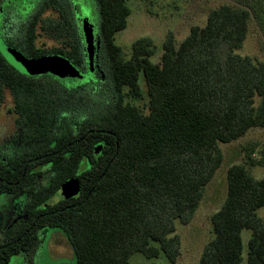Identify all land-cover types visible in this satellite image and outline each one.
I'll use <instances>...</instances> for the list:
<instances>
[{
    "label": "trees",
    "instance_id": "obj_1",
    "mask_svg": "<svg viewBox=\"0 0 264 264\" xmlns=\"http://www.w3.org/2000/svg\"><path fill=\"white\" fill-rule=\"evenodd\" d=\"M94 2L102 46L94 72L60 0H47L24 22L22 41L2 34L29 58H69L83 78L28 75L0 51V107L11 95L10 111L32 142L6 161L0 157V193L32 192L27 217L13 227L0 210V264L33 256L52 229L66 236L75 264H131L135 253L167 260L149 264L176 263V221L193 219L224 160L220 142L264 127V61L237 52L249 31L247 4L211 10L206 24L192 26L179 44L169 32L161 60L154 62L150 37L137 39L129 58L116 43L131 14L127 0ZM39 28L62 45L39 46ZM142 76L146 110L128 99L143 95ZM70 93L80 103L78 114L62 105ZM84 160L89 165L80 170ZM244 160L228 168L227 197L212 215L214 237L197 264H242L244 229L251 237L243 264H264V220L257 213L264 206V178L250 169L264 167V143L247 144ZM40 176L48 178L41 186ZM71 179L79 181V194L48 203Z\"/></svg>",
    "mask_w": 264,
    "mask_h": 264
},
{
    "label": "rangeland",
    "instance_id": "obj_2",
    "mask_svg": "<svg viewBox=\"0 0 264 264\" xmlns=\"http://www.w3.org/2000/svg\"><path fill=\"white\" fill-rule=\"evenodd\" d=\"M46 1H4L0 10V51L5 57L8 48L2 34L16 41H22L24 22L29 20ZM60 1L67 7L74 19L75 28L77 34L82 39L87 59V43L83 32V18L88 19L94 25L95 44L97 46L96 59L99 63L102 46L99 43L97 31L98 16L94 0ZM127 3L131 9L128 25L115 36L116 43L122 48L125 58L130 57L132 45L137 39L150 37L153 40L155 48V53L151 59L154 62H160L164 52L163 44L169 32L175 34V41L179 44L190 34L192 26H204L206 24L211 10L223 4L236 6L247 4L252 13L249 31L243 46L237 52L243 56H250L256 61H264V0H127ZM81 5L84 6L83 10ZM49 13L47 12L46 14ZM82 14L85 15L83 18ZM5 17H9L10 21L4 22ZM38 33L37 44L39 46L52 47L62 45L61 40L56 38L54 33H46L41 28L38 29ZM100 73L101 76H104L102 69H100ZM74 79L81 80L78 78ZM140 83L143 95L138 98L128 97V99L146 110L148 96L143 76ZM126 91L128 90L126 89ZM74 95V93H70L67 97L63 98L64 103L62 105L66 112L70 114H78V110L81 109L80 103L77 102ZM259 101V98L256 97V104ZM13 105L12 97L7 94L0 108V146L5 143L9 145L14 144L16 147L25 145V140L23 142L21 138V130L16 125V115L10 112ZM249 143H264V127H252L245 135L236 140L220 142L224 160L212 180L206 186L203 199L193 219L187 224L181 223L178 220L176 221V231L174 234H178L181 238V252L177 262L174 264H197L200 261L204 247L214 237L212 215L222 207L227 197L228 168L234 163L245 161L244 147ZM88 165V160H84L80 170L87 168ZM250 169L256 178H264V167L256 166ZM47 181L48 178L43 176L39 178V185L46 184ZM76 186L74 180H69L61 188H71L69 190L73 193L72 196L63 193L60 188L49 199L48 203L52 204L64 198L77 196L79 192L74 193V191H77L75 190ZM28 199V193H19L0 199V206L4 210L9 223L24 215V208ZM257 213L264 220V206L259 208ZM242 237L244 243L243 263H245L251 230L244 229ZM151 261L164 262L167 260L164 255L151 260L142 253H135L130 258L131 264H149ZM10 264H75V257L64 233L61 230L52 229L46 242L38 247L37 252L33 256L16 255L12 257Z\"/></svg>",
    "mask_w": 264,
    "mask_h": 264
},
{
    "label": "water",
    "instance_id": "obj_3",
    "mask_svg": "<svg viewBox=\"0 0 264 264\" xmlns=\"http://www.w3.org/2000/svg\"><path fill=\"white\" fill-rule=\"evenodd\" d=\"M83 32L87 43L89 66L91 67V72H94L96 66L95 61H96L97 46L95 44L94 25L88 19H84ZM99 43H101L100 39H99ZM6 45L8 48L6 59L15 68H17L19 71L25 74L34 76V75H42L49 73L62 80L68 78H78V79L83 78L80 69L69 58L65 56L47 55L38 58H29L20 50L9 46L7 43ZM71 180H74L75 184L77 185L75 188V190L77 191H74V193L80 192L79 181L77 179H71ZM69 189L71 188H61V191L63 193L69 194V196H72L73 193H71Z\"/></svg>",
    "mask_w": 264,
    "mask_h": 264
},
{
    "label": "flooded vegetation",
    "instance_id": "obj_4",
    "mask_svg": "<svg viewBox=\"0 0 264 264\" xmlns=\"http://www.w3.org/2000/svg\"><path fill=\"white\" fill-rule=\"evenodd\" d=\"M83 7H84V6L81 5L82 10H83ZM82 13H84V11H82ZM84 16H85V15L82 14V18H83ZM83 19H85V18H83ZM3 38H4V37H3ZM5 42H6V41H5ZM10 96H11V95H10ZM12 101H13V98H12ZM13 103H14V101H13ZM0 108H1V107H0ZM12 108H14V105H13ZM12 108H11V109H12ZM10 112L16 115V125H17V127L20 128V130H21V135H22L21 138H22L23 142H24V140H25V145L22 146V147H21V146H20V147H16V146H14V144L9 145V144H6V143H5V144H3L2 146H0V157H1V159H2L3 161H6V160L8 159V157H11V156H14V155L20 153V152L23 150V148H28V147H30V145H31V143H32L31 140H30V137H29V136L26 134V132H25V128L22 127V126H20V125L18 124V122H17V117H18V115H17L14 111H10ZM41 177H43V176L38 177V183H39V178H41ZM9 183H10V184H13V181L10 180ZM43 185H44V184H43ZM19 193H28V195H29V199L26 201V205H25V208H24V215H23L22 217H19V218L13 220L12 223H9V220H8L7 216L5 215V213H4V210H3V209L1 208V206H0V210H1L2 213L4 214V218H5V222H6V224H7V227H13L14 225L18 224L19 221H20L21 219L27 217V215H26V207H27V204L29 203V201H30V199H31V197H32V192H31L30 188H24V189H21V190H19V191H17V192H12V193H0V199L3 198V197L13 196V195H16V194H19ZM0 205H1V204H0Z\"/></svg>",
    "mask_w": 264,
    "mask_h": 264
}]
</instances>
